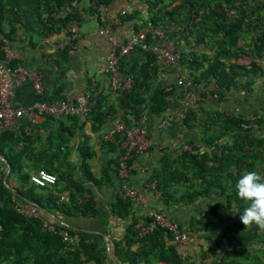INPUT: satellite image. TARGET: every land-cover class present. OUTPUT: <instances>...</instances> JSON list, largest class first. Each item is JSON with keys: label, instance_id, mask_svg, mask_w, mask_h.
<instances>
[{"label": "trees", "instance_id": "16d2710c", "mask_svg": "<svg viewBox=\"0 0 264 264\" xmlns=\"http://www.w3.org/2000/svg\"><path fill=\"white\" fill-rule=\"evenodd\" d=\"M83 1L0 0V60L4 58V41L16 32L18 26L41 36L59 32L68 21L81 20L79 5ZM108 1L89 0L93 3L90 9L98 13L100 3L107 5ZM175 1H147L152 28L159 27L164 18L172 16L168 9ZM186 5L190 7V35L195 39L194 44L203 46L209 53H192L193 59L188 62L190 69L199 73L193 75L192 82L202 87V96L209 95L208 100L218 102L231 90L251 93L254 81L264 79V0H186L181 6L171 8L177 14V10ZM53 14L56 20L52 18ZM143 26L151 27L148 23ZM138 29L136 27V32ZM143 54L147 58L142 64L125 62L127 72L132 75V85L123 93L118 116L128 128L138 123L142 115L141 106L147 100L160 96L152 105V111L160 114L166 108V98L173 94V91L156 88L148 98L156 73V59L151 51ZM243 56L257 57L259 61L248 66L240 65L238 60ZM123 58L119 69L125 61ZM11 64L16 67L15 63ZM115 116L116 112L110 105L104 106V110L102 106L91 107L88 117L93 122L92 129L98 130ZM185 123L188 125L189 121ZM206 126L214 138V134H218V140L203 142L209 147L214 145L215 151L220 150V155L201 154L193 151L191 146L192 152L179 153L175 157L173 153L165 152L150 182L155 183V189L165 201L195 204L214 196L207 209L201 210L190 221L192 227L203 233L206 242L219 250V260L214 264H264V113H256L250 119L245 115L211 112ZM225 137L229 138L228 144L217 145ZM114 140L120 147L123 134L119 133ZM91 158V153L84 154L83 170L96 184H101L87 168V160ZM136 158H132L130 166ZM45 170L51 172L47 168ZM54 175L57 180L53 186H33L21 195L55 214L86 217L96 213L94 203L84 196L87 192L84 187L64 173ZM61 181L67 184L70 192L67 202H59L55 195L60 192L57 185ZM175 187L182 190H175ZM35 188L42 193H36ZM16 195L0 183V264L109 263L102 243L92 242L70 227L53 223L56 231L64 229L73 238V243L66 242L45 227L48 219L44 213L38 217H25L16 212L13 202ZM114 206V215L121 220L126 219L131 203L118 198ZM136 223L133 221L128 227L125 246L122 247L121 243L114 245L118 264L185 263L168 246L170 237L165 231L155 228L138 239L133 231ZM137 243L139 245L135 249Z\"/></svg>", "mask_w": 264, "mask_h": 264}, {"label": "crops", "instance_id": "0c3cea01", "mask_svg": "<svg viewBox=\"0 0 264 264\" xmlns=\"http://www.w3.org/2000/svg\"><path fill=\"white\" fill-rule=\"evenodd\" d=\"M147 1L137 0L131 3L130 0H109L107 5L100 3L97 8L98 13H95L90 9L93 3L84 0L79 5L82 12L79 21L80 34L62 50L56 51L53 46L45 42L47 38L54 44L64 40L66 35L64 27H61L59 32L41 36L38 32H31L18 26L16 32L4 41V48L10 53L8 59L11 69L20 67L37 71L42 75L43 100L65 101L72 104L78 97L87 94L92 100V104L89 101V109L102 106L104 110V106L111 105L116 116L106 121L98 130L92 129L93 122L88 117L90 111L88 116L74 115L60 119L38 116L34 122L22 117L3 122L0 132V183L13 194L18 193L19 195H16L18 198L13 197L17 200L20 199L19 196L23 197L21 194L28 189H33L29 180L23 181L21 177L28 179L39 169L47 168L53 174L64 173L79 183L87 190L84 196L94 203L96 213L86 217L53 214L62 221V224L57 223L58 225L70 227L86 235L92 242L102 243L106 247L102 235L107 236L110 244L109 249L106 247L109 253L108 264H118V259L114 256V245L121 243L122 247L125 246L131 223L145 219L148 221L144 217L151 211L160 212L179 226L193 230L188 242L180 247L185 255L184 260L180 258L185 262L184 264H214L219 260V250L208 244L203 233L190 225L191 219L198 216L201 210L207 209L208 203L214 201V196L195 204L177 200L165 201L155 189V183L150 182V178L154 170L160 166L165 152L175 153L176 156L179 153H187L182 151V148L188 145L193 147V151H199L201 154H216L217 148L214 145L209 147L203 142L208 139L218 140V134H214V138L212 131L206 126L211 112L248 117L256 113H264V79L254 81L252 87L254 92L231 90L221 101L208 100L206 97L184 108L183 91L177 86L176 81L179 78L193 81V75L199 73L191 70L188 65L189 60L193 59L192 53L197 55L209 53L203 46L195 45V39L190 35L192 27L189 25V5L180 7L177 14L172 11L171 7L181 6L186 0H176L168 9L172 12V16L164 18L157 28H152V24L149 23L152 15ZM101 6H105L106 10L103 11ZM124 9H127V13L122 16L120 13ZM52 18L56 20L54 14ZM147 23L151 27L143 26ZM136 27H139L138 31L144 29L159 31L162 33V38L160 39L154 32H148L149 39L147 37L145 43L123 58L125 61L122 69H119V85L112 87L111 77L99 73V69L104 67L109 59L111 44L107 34L120 37L124 42L138 32L135 30ZM100 30L106 31L107 34H101ZM163 42L180 53L177 63L166 64L163 61L159 52ZM146 51H151L156 59V73L148 98L156 88L173 91V94L166 98V108L160 114L152 111L153 103H156L160 96L150 98L141 106L142 115L138 123L142 122L150 144L146 152L132 163L128 177L123 178L119 173V166L116 168L120 147H117L115 140H107L106 135L112 127L111 122L114 119H121L118 116L121 112L119 109L123 93L127 90L123 85L129 77H132L131 72H127L128 67L125 66V62L144 63L147 57H144L143 53ZM5 56L4 52V58L0 60L2 65L7 62ZM181 59L183 62L180 61ZM12 62L16 67H12ZM35 101L36 96L27 79L13 87L10 96L13 107H27ZM170 116L175 117V120L162 127V122ZM186 121H189L188 125ZM228 142L229 138L225 137L219 140L217 145ZM218 151L220 154V150ZM86 153L92 154V158L87 160V168L91 176L101 184H96L83 170L82 164ZM6 162L9 163V167ZM104 171L107 172L104 174ZM124 187L136 190L138 199L129 201L130 213L126 219L121 220L113 212L116 211L114 204ZM57 188L60 192H56L55 195L59 202L69 201L70 192L67 184L61 181ZM174 189L179 190L178 187ZM34 191L42 193V191ZM60 195H65L63 200L60 199ZM41 213L43 212L40 210ZM47 219L48 224L56 223L48 216ZM167 244L174 249L171 238ZM138 245V243L134 245L135 249Z\"/></svg>", "mask_w": 264, "mask_h": 264}, {"label": "built area", "instance_id": "2783aa9c", "mask_svg": "<svg viewBox=\"0 0 264 264\" xmlns=\"http://www.w3.org/2000/svg\"><path fill=\"white\" fill-rule=\"evenodd\" d=\"M137 0H130L131 3H135ZM105 11L106 7L101 6ZM127 9L121 11V15H125ZM65 39L57 41L55 44L46 40V44L53 46L56 51L62 50L66 46H69L80 34V23L76 20L68 21L65 26ZM148 32H154L160 39L162 33L159 31H150L147 29L138 31L131 36L127 41H122L120 37H115L112 34H107L106 31L100 30L101 34H107L108 40L111 44L109 53V59L104 67L99 69L100 74L109 75L111 77L112 87L119 85V62L121 58L128 56L131 51L139 47L144 43L147 38ZM6 53V64H0V132L3 128V122L9 119H20L26 117L31 122H34L38 116H46L55 119L63 117H70L74 115L87 116L89 109V95H83L78 97L74 103H68L65 101L50 102L41 98L43 91L42 88V75L33 70H26L20 67L15 69L10 68V53L3 47ZM160 55L166 64H175L180 59V53L175 51L170 46H167L164 42L159 47ZM9 58V59H8ZM259 61L257 57L243 56L238 60V64L248 66L251 63ZM27 79L31 85L33 92L36 96V101L27 107L17 108L13 107L10 102V96L12 94L13 87L18 85L22 80ZM177 86L182 88L183 91V105L184 108H188L195 104L199 99L206 98L202 96V87L196 85L191 80L179 78L176 81ZM132 85V77H129L123 85V88L130 89ZM209 98V95L207 96ZM215 98V96H214ZM175 120V117L170 116L168 119L162 122V127L168 122ZM112 127L106 135V139L114 141V137L119 133L123 134V140L120 143V155L118 158L119 173L123 178L128 177L131 173L132 164L129 162L134 156H142L149 147V139L147 138V132L139 121L138 124L127 127L126 122L123 120H114L111 122ZM182 151L192 152L191 147L185 145ZM56 176L44 169H39L35 173L29 176V182L35 187L44 188L51 187L56 183ZM120 199L127 201H135L138 199V194L133 188L124 187L119 195ZM65 195H60V199L63 200ZM14 209L19 214L25 217H38L40 209L34 204H28L13 199ZM148 221L141 220L134 225L133 231L137 234L138 238H143L153 231L154 228H158L165 231L171 238V242L174 245V251L176 255L183 259L185 255L181 252L180 247L186 244L193 234V230L184 228L178 224L172 222L160 212L151 211L146 217ZM48 230L59 234L64 241L73 243V238L66 230L56 231L52 224L44 223ZM1 230V228H0ZM86 264V263H84Z\"/></svg>", "mask_w": 264, "mask_h": 264}, {"label": "water", "instance_id": "95a60500", "mask_svg": "<svg viewBox=\"0 0 264 264\" xmlns=\"http://www.w3.org/2000/svg\"><path fill=\"white\" fill-rule=\"evenodd\" d=\"M3 160H5V159H3ZM6 164L8 165V167H9V163L8 162H6ZM5 180L6 179H4L3 180V182H5ZM10 189V188H9ZM25 203H28V204H34V203H32L31 201H28V200H26V199H24L23 197H20ZM34 205H36V204H34ZM37 206V205H36ZM38 207V206H37ZM43 213H45L50 219H52L54 222H56V223H58V224H62V221L56 216V215H54L52 212H50V211H48V210H46V209H44V208H40V207H38ZM103 236V239H104V243H105V245H106V247H107V249H109V247H110V244H109V241H108V239H107V236H105V235H102ZM116 264V263H115Z\"/></svg>", "mask_w": 264, "mask_h": 264}, {"label": "rangeland", "instance_id": "374dc122", "mask_svg": "<svg viewBox=\"0 0 264 264\" xmlns=\"http://www.w3.org/2000/svg\"><path fill=\"white\" fill-rule=\"evenodd\" d=\"M252 92H254V90H252ZM224 114H225V115H228V113H224ZM252 117H253V115L249 116L248 118L252 119ZM216 154L220 155V154H219V151H217ZM173 155H174V157L176 156L175 153H173ZM209 165H211V166H216L215 163H209ZM35 190H36V191H40L38 188H35ZM179 190H182V188H179ZM107 255H109L108 252H107ZM230 260H231V259H230ZM230 260H229V261H230ZM242 262H244V261H242Z\"/></svg>", "mask_w": 264, "mask_h": 264}, {"label": "clouds", "instance_id": "9594fccd", "mask_svg": "<svg viewBox=\"0 0 264 264\" xmlns=\"http://www.w3.org/2000/svg\"><path fill=\"white\" fill-rule=\"evenodd\" d=\"M24 202V201H23Z\"/></svg>", "mask_w": 264, "mask_h": 264}]
</instances>
